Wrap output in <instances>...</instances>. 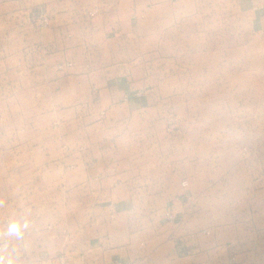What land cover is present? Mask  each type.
<instances>
[{
    "label": "crops",
    "instance_id": "1",
    "mask_svg": "<svg viewBox=\"0 0 264 264\" xmlns=\"http://www.w3.org/2000/svg\"><path fill=\"white\" fill-rule=\"evenodd\" d=\"M24 9L9 57L0 43V264H264L262 147L227 149L235 136L219 120L170 125L175 113L215 109L199 90L228 94L224 74L194 71L211 49L219 61L258 62L264 0ZM210 16L220 21L213 43ZM248 96L257 105V91ZM12 222L21 238L7 234Z\"/></svg>",
    "mask_w": 264,
    "mask_h": 264
},
{
    "label": "rangeland",
    "instance_id": "2",
    "mask_svg": "<svg viewBox=\"0 0 264 264\" xmlns=\"http://www.w3.org/2000/svg\"><path fill=\"white\" fill-rule=\"evenodd\" d=\"M13 1L16 0H0V43L3 48L6 46V48H4L3 50L2 55L8 57L10 36L12 40H20L21 35L25 36V32L21 33L20 30L16 32H10V28H12V26L14 25L25 26L28 18L25 12L26 9H24L25 0H19L17 3H13ZM16 4L18 7H22L23 9L15 10L14 8L11 10L10 7H13V5L15 7ZM92 11L95 14L97 12V7H94ZM216 11L217 10H215V12ZM45 18L48 17H42L41 25L43 26L48 25L44 23ZM209 18V40L211 41V43H213L214 41H219L220 32L218 27L220 26V21L218 20L217 16H210ZM245 38L247 39L248 36H246ZM242 42H244V40H242ZM213 50L214 49H211L210 51L212 57L209 58L208 61H202L200 58L198 59L199 63L194 64V71H202L205 73H209L210 75L218 74L219 72L224 74V77L226 79V93L228 94L220 97L214 96V98L207 100V95L202 96L204 93L202 90H199V103L205 106L203 102H209L208 107H214L215 109L211 108L212 110L206 111L195 109L193 112L175 113V117L171 118L170 125H175L177 121L187 119L219 120L225 125L224 131L226 135H231L232 137L235 136V138L231 139L234 140L231 143L232 145L228 143L229 141L226 138L227 144L225 145H227V149L238 146V149L241 148L242 151L249 152L252 149L262 147L264 151V144L262 145L259 142L258 144L256 143L257 139H264V128L260 126H250V123L252 121H254L255 123L264 122V61H262L264 60L263 51L260 53L261 57L257 58L258 62L250 64L247 62V60H249V57L243 56L241 58L242 60L237 61L235 58H233V53L228 55L226 58H220L219 61L218 56L213 57ZM243 51L244 49L241 50L242 55ZM241 52H239L240 55ZM251 75L253 82L252 86L250 85ZM250 89L257 91V105H254L252 108L249 105L248 96ZM233 91H236L237 94H233ZM197 107H199V105ZM235 123L240 124L241 127H237L236 129H234L233 125H235ZM197 130L201 131V129ZM197 130L196 134H198ZM173 132H175V128L172 127L171 129H167V133L172 134ZM184 132L185 128H180L178 135H184ZM253 136L257 138L255 139L253 138ZM212 146L213 145H211L210 147ZM210 150H213V148H211Z\"/></svg>",
    "mask_w": 264,
    "mask_h": 264
},
{
    "label": "clouds",
    "instance_id": "3",
    "mask_svg": "<svg viewBox=\"0 0 264 264\" xmlns=\"http://www.w3.org/2000/svg\"><path fill=\"white\" fill-rule=\"evenodd\" d=\"M7 234L10 236H14L16 238L22 237V229L19 222H12L9 224L7 228Z\"/></svg>",
    "mask_w": 264,
    "mask_h": 264
},
{
    "label": "built area",
    "instance_id": "4",
    "mask_svg": "<svg viewBox=\"0 0 264 264\" xmlns=\"http://www.w3.org/2000/svg\"><path fill=\"white\" fill-rule=\"evenodd\" d=\"M90 15H94V12H93V11L90 12ZM44 23H45V24H48V18H45V19H44ZM64 66H65V67H71V66H72V63L67 62V63H65ZM60 67L62 68L63 66L61 65ZM186 184H187V182H186V181H183V185H186ZM166 216H167L168 219H173V218H174V215H173L171 212H167V213H166Z\"/></svg>",
    "mask_w": 264,
    "mask_h": 264
}]
</instances>
